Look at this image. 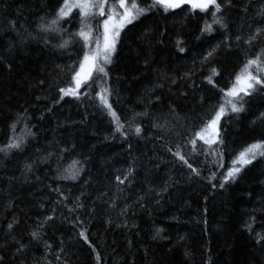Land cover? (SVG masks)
Here are the masks:
<instances>
[{
	"label": "trees",
	"instance_id": "obj_1",
	"mask_svg": "<svg viewBox=\"0 0 264 264\" xmlns=\"http://www.w3.org/2000/svg\"><path fill=\"white\" fill-rule=\"evenodd\" d=\"M137 2L143 7L149 0ZM58 3L0 0V146L7 143L8 125L18 115L16 135L28 129L34 134L25 137L20 150L0 153L3 264H97V255L99 264H264V248L255 246L243 228L252 210L264 206V160L248 165L223 189L207 183L216 172L218 185L236 153L264 139L259 119L264 91L245 97L243 112L220 121L222 160L205 155L207 146L199 141L198 154L190 145L183 148L202 179L189 178V170L167 151H175L177 143L184 145V136L210 117L218 89L230 85L245 56L264 46V33L251 49L235 41L237 35L264 28V15L259 14L264 0H232L218 13L227 29L213 25L210 34L200 33L205 21L211 23L210 13L180 9L149 12L124 28L107 66L109 102L122 122L147 112L135 120L140 136L129 130L126 139L113 135L111 118L95 97L100 83L95 75L81 87L79 99L65 96L55 102L58 88L69 86L68 65H76L83 54L82 42L66 50L54 47L79 29L78 10L61 21L65 33L37 30L39 18H50ZM95 19L90 21L93 35ZM225 34L232 39L230 49L222 43ZM177 40L183 53L177 50ZM218 44L215 56L202 64L203 54ZM211 67L220 73L214 77L216 88L204 80ZM154 123L165 124V129L154 128ZM60 148L69 151L57 159ZM73 160L83 165L78 178H58ZM129 168L125 183L117 184L116 177L123 178ZM48 215L54 219L45 221ZM255 215V230L264 231V215ZM41 222L44 227L38 228ZM33 231L40 233V240L32 239ZM80 231L95 254L80 239Z\"/></svg>",
	"mask_w": 264,
	"mask_h": 264
},
{
	"label": "snow or ice",
	"instance_id": "obj_2",
	"mask_svg": "<svg viewBox=\"0 0 264 264\" xmlns=\"http://www.w3.org/2000/svg\"><path fill=\"white\" fill-rule=\"evenodd\" d=\"M232 0H149L145 6H140L137 0H59L57 7L50 14V18L45 20L44 16L39 18L37 24V30L41 32H53V33H65L66 29L61 26V21H67L73 10H78L79 15V29L75 32L67 33L69 39L62 37V42L54 45L59 49H68L73 43H81L83 51L82 56L78 58L76 65H68L70 74V83L68 87H59V98L55 101L59 103L65 96L79 99L81 96L80 89L83 85L87 84L89 80L95 75L96 80L100 83L97 84L95 97L99 101V106L106 110V114L111 118L110 123L113 125V135L119 134L121 138L126 139L129 130L134 132L135 135L140 136L141 127L138 123H135L136 117L147 115V112L134 113L132 117L122 122L117 112L113 110L112 104L109 102L111 96V89L107 87V78L109 72L107 66L112 63V57L116 53L117 44L120 41L121 32L127 25H132L134 21L140 19L141 16H146L152 11H162L167 14L170 11L180 9L185 12H199L210 13L212 19L211 23L205 21L200 28V33H212L213 25H217L221 29H227V24L223 15H218L222 12L223 8L230 7ZM186 6V7H185ZM246 10V9H245ZM260 15H264V8L260 10ZM104 17L100 22V28L96 30L98 33L93 36V28L91 25V19L93 17ZM11 24V22H10ZM102 29V32L100 31ZM13 30H15L13 26ZM264 33V28L256 27L254 31H249L248 35L242 37L237 35L235 37L236 42L242 41L244 45L251 49L254 45L259 43L260 35ZM163 35V33H161ZM72 37L77 38L75 40ZM199 39V37H197ZM44 43L47 45L49 41L44 39ZM181 41L177 40V50L181 53L185 49L181 46ZM226 49H230L232 46V39L225 34L222 41ZM220 45H212L201 57V63L208 62L210 58H213L217 53ZM147 63V60L145 61ZM10 69V65H5ZM59 67V66H58ZM63 71V69H61ZM220 75L217 68L211 67L209 69V75L204 77V80L208 85L213 88L217 87V82L214 81V77ZM175 81H173L174 83ZM41 84L44 81H40ZM101 84L104 86L101 87ZM220 97L218 102L212 106V112L210 117L204 119L200 126L194 128L188 132V135L184 136L185 144H176V150L173 151L171 147L167 148V151L180 161L181 164L189 170V178H203L201 170L195 167L183 154V148L191 146V152L198 154V141L207 146L203 149L205 155H212L217 157V160H222L223 157V145L224 140L220 137V121L223 117L229 113L238 115L245 110V97H251L253 94L264 91V46L258 48V50L250 55L245 56L243 64L239 70L234 74L230 81V85L227 88H219ZM39 99V97H37ZM159 97H156V101H159ZM203 99V98H202ZM151 103V101H149ZM50 110V109H49ZM170 112L173 116L176 115L175 109L171 108ZM20 117L12 121L8 125L9 132L7 143L0 146V153L7 156L12 150H20L25 142L26 136L34 135L30 129L27 131L22 130L21 135H16V125ZM259 119L264 122V112L259 114ZM179 123V118H177ZM167 124V121L165 122ZM165 124L154 123V128L165 129ZM127 125V129H126ZM182 126V125H181ZM175 135L179 136L180 133L176 132ZM216 146V147H213ZM131 148V145H129ZM69 151L68 148H60L57 153V159H62V154ZM53 153H48V157H52ZM257 160H264V139L257 140L247 144L242 150L238 151L234 158L230 162V166L219 175L218 185L214 183L217 180L216 172H213L207 177V183L212 189L217 186L221 189L225 184L235 183L239 178L243 169L248 165L253 164ZM79 165V166H78ZM222 167V164H217V168ZM26 171L31 170L30 165L25 166ZM83 170V165L78 160H73L68 167L63 168L62 174L58 176L60 179L75 180L78 178L80 172ZM132 169L125 170L123 178L116 177L117 184H124L128 176L131 174ZM59 192V189H54ZM166 190V189H165ZM159 195V193H158ZM78 199V198H77ZM124 211V210H122ZM259 212L264 215V206L259 209H253L251 215L243 223L244 230L252 237L254 245L260 248H264V231H256L254 225L256 223V213ZM51 215L45 216V221L53 220ZM75 227V225H73ZM44 222L38 225V228H43ZM119 227V225H118ZM9 229L13 228V224L8 225ZM160 229L156 230V235L160 233ZM33 240H40V233L33 231L30 233ZM79 237L92 249L93 254L96 250L89 242L88 237L84 231L79 232ZM155 238V237H154ZM183 239V237H181ZM51 245L45 244V248H50ZM22 247L17 249V252L22 251ZM4 257L0 256V264H3ZM97 264H99L100 257L96 256Z\"/></svg>",
	"mask_w": 264,
	"mask_h": 264
},
{
	"label": "rangeland",
	"instance_id": "obj_3",
	"mask_svg": "<svg viewBox=\"0 0 264 264\" xmlns=\"http://www.w3.org/2000/svg\"><path fill=\"white\" fill-rule=\"evenodd\" d=\"M104 19V17H99V16H96V19H95V34L93 35L94 37L98 34L97 32H96V30L98 29V28H100V22L102 21ZM100 31L102 32V29H100Z\"/></svg>",
	"mask_w": 264,
	"mask_h": 264
}]
</instances>
